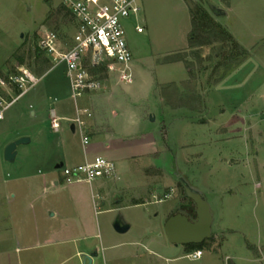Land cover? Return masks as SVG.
<instances>
[{"label": "rangeland", "instance_id": "1", "mask_svg": "<svg viewBox=\"0 0 264 264\" xmlns=\"http://www.w3.org/2000/svg\"><path fill=\"white\" fill-rule=\"evenodd\" d=\"M137 3L140 11L136 17L125 20L134 81L121 84L104 68L93 70L104 80L102 89L75 101L65 63L55 65L39 48L40 40L52 32L65 49L75 32V21L62 0H0V80L4 81L0 95L7 101L18 96L19 88L10 76L20 78L22 70L38 78L31 86L25 84L26 91L0 121V264H52L60 255L57 245L45 242L51 231L64 221L84 217L99 226L101 240L120 243L121 239L109 234L143 243L149 239L147 247L156 253L181 256L168 264H264V254H259L264 244L260 193L264 186V40L251 46L246 40L249 32L244 29L250 25L246 19L264 26V0ZM195 5L213 18L218 12L212 7L232 9L229 19L217 16L218 23L234 27L246 54L226 73L231 60L222 59L225 52L233 54L230 43L190 47L191 9ZM136 24L143 32L135 30ZM257 33L264 35V31ZM218 62L223 65L216 68ZM94 93H99V106H122L137 118L143 117L135 126L141 132L137 137L145 139L147 133L156 139L155 143L133 144L120 151L138 155L129 159L130 174L117 183L124 195L122 205L136 194L147 197L144 189L158 186V193L150 196L146 206L116 207L114 185L109 186L104 203L96 188L85 181L66 183L61 169L51 163L54 158H58L55 164L63 162L66 167L84 163L83 139L87 144L93 140L86 122L80 132L74 119L77 108L93 106L89 97ZM239 101H244L245 126L234 125V104ZM51 110L60 118L58 129L51 126ZM22 136L30 142L17 146L13 162L6 161V145ZM148 150L156 152L154 163L141 154ZM232 160L236 164L231 165ZM180 177L201 193L213 215V231L201 246L199 259L188 256L197 247H176L164 232V219L172 209L170 216L179 208L195 216V204L186 196ZM55 179L60 181L59 187H55ZM257 182L261 186L257 187ZM76 188L87 195L80 202L75 200ZM109 206L114 208L106 211ZM118 215L132 221L131 230L120 233L114 229ZM146 218L150 222L144 237ZM86 241H77L78 247ZM133 248L136 256L132 251L122 253L120 264L156 260L143 247ZM83 258L75 255L64 264H76Z\"/></svg>", "mask_w": 264, "mask_h": 264}, {"label": "built area", "instance_id": "2", "mask_svg": "<svg viewBox=\"0 0 264 264\" xmlns=\"http://www.w3.org/2000/svg\"><path fill=\"white\" fill-rule=\"evenodd\" d=\"M75 21V32L69 44L63 49L62 43L54 33L46 34L39 42V48L54 62L65 63L66 76L70 82L71 96L77 101L86 93L102 89L104 80L93 70L104 68L106 73L115 77L121 84H131L133 75V54L125 33V20L131 16L136 17L140 11L137 0H62ZM135 30L143 32V27L136 24ZM89 64V65H88ZM23 76L13 78L18 86V96L11 101L0 95V121L4 119L5 111L23 94L28 87L38 81V78L27 70H22ZM3 84L4 81L0 80ZM22 92V93H21ZM20 94V95H19ZM77 117L74 123L79 125L80 132L85 125L83 117H91L92 111L88 108H77ZM51 126L60 127V118L51 110ZM74 125V129H75ZM88 140L83 139V145ZM64 181L92 182L97 178H111L116 176L117 167L113 160L103 156H96L75 167H60ZM202 250L198 249L188 254L189 257L199 259Z\"/></svg>", "mask_w": 264, "mask_h": 264}, {"label": "crops", "instance_id": "3", "mask_svg": "<svg viewBox=\"0 0 264 264\" xmlns=\"http://www.w3.org/2000/svg\"><path fill=\"white\" fill-rule=\"evenodd\" d=\"M212 8L218 12L214 15L215 22L218 23L217 16H221V15H225L226 18L229 19L230 11L232 10L230 7L224 10L223 9L218 10L215 7ZM250 15L253 16L251 13ZM245 22L247 24H250L247 26L245 25L244 27L245 31L249 32L248 35L249 38L247 39L246 37V40L251 41L250 45L254 46L255 43L263 41L264 35L258 34L257 32L264 31V26L256 22L251 23L247 19ZM222 26L225 27L231 33L234 39L242 46V42H241L242 37H240V34L238 35V33H236L237 31L234 29V27H230V25H222ZM98 95L99 93L98 94L94 93L89 97L94 102L93 106H83L92 111V116L90 118L85 117V122L88 127L87 129L89 136L93 140L92 143L83 145L84 147L83 162L90 161L96 156H103L115 162L117 167V172L115 177L97 178L94 179L89 184L91 188L92 187L96 188V190L100 192L101 197L104 199L103 200L104 203H105V199L108 198L109 197L108 195L110 194L109 186L114 185L115 187L114 192L115 194H117L115 195L117 200H115L113 204H116L115 206L119 207L123 204L124 195L120 190V188L118 187L117 183H119L123 178H126L127 174H130L132 165L129 162V159H133V157L138 156V155H123L124 153L120 151L127 146L132 147L133 144H139V143L145 144L147 142H149L148 144L152 142L155 143L156 139H154L151 134L147 135V133L145 134L146 135L145 139L137 137V134L141 133L136 128L138 126L137 122H139V119H141V121L142 119L144 120V118L143 117L137 118L136 116H134L135 113L131 112V110L128 112L124 111L122 106H106V105L99 106L98 103L100 101V97H98ZM243 102L244 101H239L234 104L236 106L234 107L235 112L237 113L236 115L237 121L234 123L235 126L237 125L245 126L246 112H244L243 110L244 107ZM121 118L123 120H121ZM141 154H143V156H145L146 158L153 160L154 163L156 152L148 150L142 152ZM55 162H58V158H54V160L51 161L53 167L57 169L56 165L59 163L55 164ZM236 162L237 161L232 160L229 163L231 165H234V163L236 164ZM53 183L55 187L60 186V181L57 179H55ZM256 186L257 187L261 186V182H257ZM116 189L118 191H116ZM80 190L83 191L82 189L79 188H76L74 190L78 192L75 195L76 202H80L83 198L85 199V197H87L86 192H81ZM158 190L159 187L155 185L152 186L151 188L150 187L145 188L144 191H146L147 197L142 198L141 194L133 195L132 197H130V200L128 199V201L125 202L124 205L122 206L129 208L146 206L147 203L149 202L148 200L150 196H155L158 193ZM260 193H262V199L264 205V186H263V191ZM112 208L114 207L109 206V208L105 210L109 211ZM172 210L168 212L164 220H167L170 217ZM55 215L56 213L50 214V216H55ZM118 217L124 223L129 224L130 227L127 231L132 229V225H133L132 221H128L127 219L119 215ZM118 217H116V219ZM116 219H114V221ZM145 221H146L145 224H143L144 227L143 235L145 234L144 237H146L148 233L149 224L147 223V221L150 222V220L146 218ZM212 227H213V222H212ZM49 235L50 237H48L45 242L47 244L57 245L58 247L56 251L60 255L59 259L57 261H54L52 264H64L67 260L71 259L75 255L85 256L86 254H92L94 252H97V255L93 257L92 264H120L121 263L120 254L131 251L134 253L135 251L133 247L136 246L143 247L147 251L148 255H153L154 257L156 256V260L152 259L147 264H168L167 262H171L173 259H179L181 257V256L164 257L163 255H160V253H156L155 251L147 247V245L150 242V240L147 238H144L147 240H145V243H143L138 240H132L131 239L132 237L115 238L113 234H109V237H112L114 239H121L119 240L120 243L114 244L110 241V238H105L101 240V233L99 226L95 225L92 219L85 217L81 218L80 220H77L76 222L73 219L68 220L66 222L64 221L62 226L58 228H54ZM80 240H87L81 248L78 247V243H77V241ZM121 245H124L123 248H121L120 250H115L117 247H121ZM176 247H185V246L176 245ZM260 247L264 248V244L261 245ZM262 249L260 250L261 253L259 254H264V249L263 251ZM136 250L138 251L139 248H136ZM73 251H75V253H73ZM135 256H136V252H135ZM83 261L84 258L82 261L79 259V261L76 264H83Z\"/></svg>", "mask_w": 264, "mask_h": 264}, {"label": "water", "instance_id": "4", "mask_svg": "<svg viewBox=\"0 0 264 264\" xmlns=\"http://www.w3.org/2000/svg\"><path fill=\"white\" fill-rule=\"evenodd\" d=\"M74 131V124L71 125ZM30 142L26 136L19 137L8 143L4 149V159L13 162L17 155V146ZM63 163L56 165L60 168ZM180 176V175H179ZM180 182L184 187L185 194L195 204V216L188 215L184 209H179L171 215L164 224V232L169 242L175 245L200 244L211 236L213 215L210 206L201 193L191 187L182 177ZM113 227L116 231L123 233L129 229V224L124 223L119 217L114 221ZM97 252L86 254L83 264H92L93 257ZM228 264H231L228 261Z\"/></svg>", "mask_w": 264, "mask_h": 264}, {"label": "trees", "instance_id": "5", "mask_svg": "<svg viewBox=\"0 0 264 264\" xmlns=\"http://www.w3.org/2000/svg\"><path fill=\"white\" fill-rule=\"evenodd\" d=\"M192 13V24H193V37L190 43V47H197V46H203L206 44H213L216 41H221L223 43H230L231 49L233 51V54L227 56L226 52L223 54L224 61L231 60L227 64V67L225 68L223 73H226L229 71L230 66L237 65L241 62L239 60L240 55L246 54L245 48H243L231 35V33L215 22L213 16L204 8H202L200 5H195L194 9H191ZM223 65L222 62H218L216 64V68ZM228 68V69H227ZM204 242L200 244H191L193 247H197V249H201V246Z\"/></svg>", "mask_w": 264, "mask_h": 264}, {"label": "flooded vegetation", "instance_id": "6", "mask_svg": "<svg viewBox=\"0 0 264 264\" xmlns=\"http://www.w3.org/2000/svg\"><path fill=\"white\" fill-rule=\"evenodd\" d=\"M189 215V214H188Z\"/></svg>", "mask_w": 264, "mask_h": 264}]
</instances>
